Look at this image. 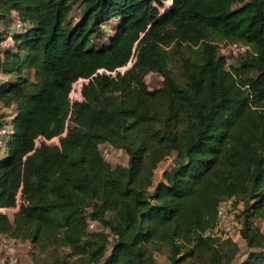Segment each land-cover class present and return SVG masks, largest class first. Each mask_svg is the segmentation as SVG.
I'll list each match as a JSON object with an SVG mask.
<instances>
[{
	"label": "trees",
	"instance_id": "1",
	"mask_svg": "<svg viewBox=\"0 0 264 264\" xmlns=\"http://www.w3.org/2000/svg\"><path fill=\"white\" fill-rule=\"evenodd\" d=\"M13 14L22 29L0 27V237L45 253L36 264H158L163 246L166 264H230L234 240L204 232L233 197L239 264H264L249 221L264 218V0H0V22ZM223 40L247 49L226 65Z\"/></svg>",
	"mask_w": 264,
	"mask_h": 264
},
{
	"label": "rangeland",
	"instance_id": "2",
	"mask_svg": "<svg viewBox=\"0 0 264 264\" xmlns=\"http://www.w3.org/2000/svg\"><path fill=\"white\" fill-rule=\"evenodd\" d=\"M75 13H76V11H75ZM73 15L71 17L72 19H74ZM16 17L17 16L15 14H13V16H11L8 20H6L4 22H0V27L2 29H4L6 32H12ZM70 22H72V21L69 19L68 23L70 24ZM113 25H114V22H110L109 25H108V23L106 24V27L108 30L106 33H103L101 35L102 41H105L107 39V36L110 33V28ZM236 60H237V58L234 59V62H236ZM169 66H170L171 72L175 75V77L179 81H181L182 80V74H181L180 60H179L178 54H174L171 57L170 62H169ZM161 80H162V77L160 75H158L157 73L150 72V73L145 75V81H146L147 85L149 86V88L157 87V86L161 85ZM82 82H84V80L80 79L73 85V90L71 91V95H70L71 98L76 99V98L80 97L79 90H80V86H81ZM9 110H10L9 108L2 107L0 104V116L2 114H5L4 116H5L6 120H8L10 118V115H8L10 113ZM1 118H4V117H1ZM2 120L3 119H0V123L2 122ZM5 129H6V126L1 128L0 132H4ZM51 141L57 142V139L54 138V139L50 140V142ZM0 146H2L1 139H0ZM101 150H102V148H101ZM103 157L112 166L117 165V164L125 165L127 162V155L120 148H112V150L109 153H107L106 155H103ZM170 162H171V156H168L164 160H162L158 163V166L154 171V178H153L154 182H156L159 179L162 170L164 168H166L170 164ZM16 209L17 208L14 207V208H9V209H2V211L7 212L9 217L12 218L13 213H14V211H16ZM232 209H233L232 215H233L234 221H237V223L240 225L243 217H241V215L238 217L237 214L242 210V203H238L237 205H235L234 204V198H233ZM249 221L252 222L253 224H255L256 226H258L259 229L261 230V232L264 234V218H262V217H250ZM231 238L237 244L238 252L234 256V258L230 262V264H239V262H241L247 256V252H248L249 248L247 247L243 238L241 236L237 235L236 229L234 230ZM16 248L18 251V264H36L37 260H39L41 257H45V255H46L45 253H41V254L37 255L36 258H33L32 254H31V245L28 241H19L18 240L16 243ZM0 252H1V249H0ZM155 256H156L158 264L168 263L167 248L165 246L156 250ZM188 261H190L189 258L187 259V261L183 262L182 264H188Z\"/></svg>",
	"mask_w": 264,
	"mask_h": 264
},
{
	"label": "built area",
	"instance_id": "3",
	"mask_svg": "<svg viewBox=\"0 0 264 264\" xmlns=\"http://www.w3.org/2000/svg\"><path fill=\"white\" fill-rule=\"evenodd\" d=\"M13 29L15 31L22 29L21 21L16 17ZM12 43L11 36L8 35L2 40V46H10ZM219 53L225 56L226 65L230 64L232 58L240 53L246 51L247 47L241 42L223 40L218 44ZM126 66L122 67L123 70ZM71 95V94H70ZM102 148V150H101ZM112 146L103 143L100 145V151L102 156L106 155L112 150ZM233 197L223 199L218 207L216 213V221L214 226L204 232V235H210L215 238L223 239L225 237H231L236 226V221L233 218L232 209ZM88 228L93 229L95 222L89 220ZM17 241L8 236H1L0 238V264H18V251L16 248Z\"/></svg>",
	"mask_w": 264,
	"mask_h": 264
}]
</instances>
